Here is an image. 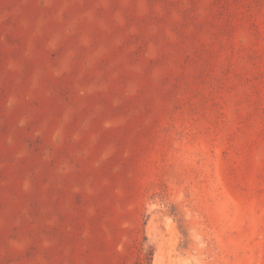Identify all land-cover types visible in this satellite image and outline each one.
<instances>
[{
  "label": "rangeland",
  "instance_id": "rangeland-1",
  "mask_svg": "<svg viewBox=\"0 0 264 264\" xmlns=\"http://www.w3.org/2000/svg\"><path fill=\"white\" fill-rule=\"evenodd\" d=\"M0 264H264V0H0Z\"/></svg>",
  "mask_w": 264,
  "mask_h": 264
}]
</instances>
